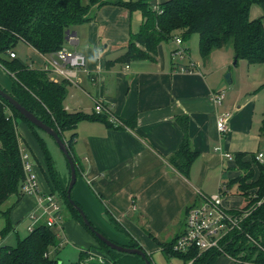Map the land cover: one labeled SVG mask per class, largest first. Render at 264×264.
I'll use <instances>...</instances> for the list:
<instances>
[{
  "label": "crops",
  "instance_id": "1",
  "mask_svg": "<svg viewBox=\"0 0 264 264\" xmlns=\"http://www.w3.org/2000/svg\"><path fill=\"white\" fill-rule=\"evenodd\" d=\"M263 14V9L256 3L252 5V18ZM142 21L140 10L131 11L121 5L106 4L99 9L94 20L74 26L68 41L74 45L83 41L86 46L64 47L67 51L80 53L86 58L89 55L87 46L95 45L103 49L104 55L95 64L85 63L75 68L76 75L71 79L56 70L47 69V59L51 57L29 44L30 55L23 60L46 68L55 80H68L65 99L68 111L92 114L98 101L109 110L108 123L99 119H83L77 125L73 149L79 175L72 193L94 224L110 238L129 243L127 235L116 229L109 215L151 254V250H162V247L147 229L161 241L172 240L185 229L188 206L200 203L203 195L215 194L218 184L220 190L230 178L243 174L236 164L237 153L245 152V159L251 160L253 154L264 151V136L260 128L264 118V93H253L252 85L250 89L243 86L241 64L231 68L236 56L232 47L215 49L205 60L201 54L193 58L191 48L184 45L189 47L188 54L178 58L173 55L176 48L168 47L165 41L152 58L128 62L116 60L127 50L131 33L140 29ZM190 62L195 63L193 70L180 69L181 64ZM249 65H259L254 69H260L264 63ZM228 68L231 72L229 79L225 75ZM255 73L251 82L255 86H264V74ZM0 83L8 89L12 85L8 71L1 65ZM219 91L225 92V98L221 104H216L211 96ZM226 111L231 113L229 130L221 133L217 125L218 116ZM179 116L188 117L191 146L199 152L188 176L169 161L183 138ZM111 117L123 124H116ZM131 118H135L132 124L124 122ZM22 129L31 132L20 120L18 130L23 137L22 142L29 143L33 156L46 167L37 142H34L36 148L33 147ZM70 134V131L66 132L67 137ZM34 162L41 190L50 192L43 169L35 159ZM238 190L235 184L225 193L234 197L224 199L227 207L240 209V205L246 203ZM237 196L241 197L239 201ZM6 210L13 230L26 218L31 219V225L47 220L36 195L13 194L1 206L2 213ZM31 214L37 216L35 220ZM61 223L57 227L64 241L70 238L69 231L71 240L80 245L97 244L96 241L91 243L84 226L76 218L63 219ZM17 235L19 237V233ZM88 248L81 247V250ZM91 251L103 256L98 250ZM226 257L227 264H235Z\"/></svg>",
  "mask_w": 264,
  "mask_h": 264
},
{
  "label": "trees",
  "instance_id": "2",
  "mask_svg": "<svg viewBox=\"0 0 264 264\" xmlns=\"http://www.w3.org/2000/svg\"><path fill=\"white\" fill-rule=\"evenodd\" d=\"M255 3L264 11V0H162L160 9L154 8L151 0H0V65L8 71L12 80L10 89L1 83L0 86L66 139L79 175L73 149L77 125L83 119H99L108 123L109 114L68 111L65 106L68 80H55L46 68L37 67L32 62L20 58L16 52L19 42L23 41L39 52L56 58L58 51L65 47L68 30L72 31L74 26L94 20L102 6L116 4L131 11L140 10L143 15L140 29L131 33L127 50L116 59L118 61L152 58L161 43L177 36L184 42L193 33H199L200 54L205 60L215 49L232 47L238 61L246 59L251 64L264 63V14L257 18L251 17L252 5ZM185 48L188 52L189 47ZM11 51L15 52V57L11 56ZM134 119L124 122L132 124ZM20 120L30 128L40 148L47 166L50 192L59 198L63 219L65 213H68L96 238L97 244L82 249L79 261L70 264H146L139 254L111 248L86 225L67 195L71 178L69 161L67 160L70 175L67 179L61 176L47 140L38 131L39 127L2 96L0 212L2 204L11 195L25 194L22 190L25 179L22 146L35 155L29 143L22 142L23 137L18 130ZM178 121L183 130V138L178 149L169 157V161L188 176L199 152L191 146L188 117L179 116ZM260 128L264 134V118ZM69 131L71 134L67 137L66 132ZM245 155V152L236 154L237 167L243 170V174L230 178L220 190L225 194L237 184L238 191L246 201L243 209L251 208L252 212L244 221L243 229L233 231L225 241V249L233 257L264 261V162L256 158L257 154H253L251 160H246ZM75 201L82 206L76 199ZM189 207L186 208L185 217ZM3 214L6 224L0 235L6 237L13 230V225L8 210ZM109 219L116 229L129 238V243L125 245L145 249L117 219L111 215ZM91 222L94 224L92 220ZM95 227L101 230L97 225ZM147 230L160 244L167 257L178 258L183 264H215L223 254L218 249L200 253L196 247L178 251L174 249V244L180 234L170 241H161ZM60 232L57 226H49L46 222L34 225L28 235L17 238L15 245H0V264H61L60 260L53 256L58 255L61 247L65 245ZM92 249L101 252L103 258L92 257ZM148 256L151 258L149 253Z\"/></svg>",
  "mask_w": 264,
  "mask_h": 264
},
{
  "label": "built area",
  "instance_id": "3",
  "mask_svg": "<svg viewBox=\"0 0 264 264\" xmlns=\"http://www.w3.org/2000/svg\"><path fill=\"white\" fill-rule=\"evenodd\" d=\"M154 8L160 9L162 0H151ZM71 37V35H70ZM178 48L173 52V55L184 58L187 55V50L183 46V40L180 36L175 38ZM11 56L15 57V52L11 51ZM85 57L77 52H69L65 48L57 53V57L47 59V69L56 70L66 78L71 79L76 75L77 65L82 67L85 65ZM194 62L187 65L181 64V70H193ZM225 98V92L219 91L213 93L211 99L216 104H221ZM95 112L108 113L101 101L95 105ZM109 114V113H108ZM231 118L230 112H222L218 116V129L221 133L229 130V121ZM116 124H123L117 118H112ZM231 156L230 153H227ZM21 156L23 160L25 179L22 184V190L25 194L36 195L38 203L43 213L46 215V223L49 226H61L63 220L62 206L59 199L51 192H43L41 190L40 180L35 168V162L32 153L25 147L21 148ZM259 161L264 162V152H259L256 155ZM223 193L213 195H203L200 203L192 204L187 212L186 226L182 233L177 238L174 249L178 251H186L189 248L196 247L200 253L210 249H218L226 256L230 257L235 264H264L262 260H252L249 258H242L240 256H230L225 249V241L235 230H242L243 223L246 218L251 214L252 209H232L224 204ZM32 219L37 216L31 214ZM34 225L30 226V230ZM92 257L103 258L102 255L95 254L91 251ZM86 264V263H83ZM173 264V263H171Z\"/></svg>",
  "mask_w": 264,
  "mask_h": 264
},
{
  "label": "rangeland",
  "instance_id": "4",
  "mask_svg": "<svg viewBox=\"0 0 264 264\" xmlns=\"http://www.w3.org/2000/svg\"><path fill=\"white\" fill-rule=\"evenodd\" d=\"M85 1H87V0H85ZM256 6H259V8L262 9V7L259 4H257V3H256ZM253 13H255V11H253ZM166 44L170 48H178V46H177V44L175 42V39L173 41L172 40L167 41ZM184 45L185 46H189L191 48V53H192L193 58H195V57L198 58L200 56V35H199V33H193L188 40L184 41L183 46ZM85 46H86V43L83 42V41L81 43L77 44V45H74V44L70 43V41L67 40V42L65 44L66 48H73V49L74 48H83ZM30 48L31 47L28 44L20 42L16 46V50H17V52L19 54V57L22 58V59H26L30 55L29 54L30 53ZM178 58H181V57L178 56ZM234 60H235V58L233 59V62H234ZM239 61H238L237 64H234V65H233V62H232L231 68L235 69V68L240 66L239 64H241L239 69H241L242 72H243V78H242L243 86L249 88V86L252 85L250 87L251 88L253 87L252 88V92L253 93L260 92V91H262L264 93V89H263L264 86L263 85L259 84V85L255 86V83L251 82L253 80L255 71H256V73L259 72V73H263L264 74V65H260L261 66V67H259L260 69H254V68H258V67H255V66H259V65H255V66L253 65V66L249 67L250 63L246 59H240ZM229 73H231V72H230V70L228 68L225 71V75H227ZM248 81H250V83H248ZM38 131L45 138V140H47V143H48L49 148H50V150H51V152H52V154L54 156L57 168H58L61 176L69 179L70 173H69V166H68L67 158H66L65 154L63 153V151L60 149V147L57 144L56 140L54 139V137L52 135H50L49 133H47L43 129L38 128ZM22 133H23V135H25V137L27 139H29V141L31 142L33 147H35L34 146V142L36 143V141H35L34 135L31 132L25 131L23 129H22ZM263 136H264V134H263ZM37 154L39 155V151L38 150H37ZM33 157H34L37 165L39 167L41 166V168L43 169V171L45 173V176H46V179L48 180V177L46 175L47 166L45 167L43 165V162L41 163L40 160L38 159V157H36V156H33ZM44 164L46 165V162H44ZM219 191L220 190H219V184H218V187H217V190H216L215 194L219 193ZM53 194H55V193H53ZM55 196L57 197L56 194H55ZM231 196H232V194H229V195H225L224 194L223 195V200L226 199V198H234V197H231ZM236 198H237V201H239L241 199L240 196H237ZM244 206H245V203L243 202L240 205V207L243 209ZM107 218H108V216H107ZM64 219L67 221V220H70L71 217H70V215L68 213H65ZM31 222L32 221H31L30 218H26L24 220H21V222L18 223V225L16 226L17 227L16 230H12V232H10L6 237H2L0 235V245H2V244L15 245L17 243V240H18L17 239L18 238L17 233H19V236L21 238H24L26 235H28L29 232H30V225L32 224ZM5 223H6V218L3 215V213L0 212V231L4 228ZM83 228H84L83 230H85L84 232H86L88 234V236L90 237L91 243H95L94 241H96V238L93 236V234L90 231H88L85 227H83ZM67 232H68V236L70 238L65 241V245L61 247L58 255L53 254L54 257H57L60 260L61 264H70L72 262L79 261L81 247L85 248V247L89 246L91 248L92 245H96V244H91V245L88 244V246L84 245V244L80 245V244L77 243L76 240H71L72 238L70 236V233H69V231H67ZM150 256H151V259H152L154 264H170L171 262L173 264H183L182 261L180 259H178V258H169V257H167L165 255V253L161 249H157V250L153 249V250H151ZM227 261H228V258L226 257V255L222 254L218 258L216 264H227Z\"/></svg>",
  "mask_w": 264,
  "mask_h": 264
},
{
  "label": "water",
  "instance_id": "5",
  "mask_svg": "<svg viewBox=\"0 0 264 264\" xmlns=\"http://www.w3.org/2000/svg\"><path fill=\"white\" fill-rule=\"evenodd\" d=\"M71 33L72 32L68 30V34H67L68 38L70 37ZM237 61H238V56H235L234 64H237ZM230 75H231L230 73L226 75L227 79L230 78ZM0 96H2L7 101H9L17 110H19L33 124H35L36 126L43 129L44 131H46L47 133H49L50 135L54 137L60 149L63 151L67 160L69 161L70 168H71V178H70L69 186L67 189L68 198L70 202L77 208L79 213L82 215L83 220L86 223V225L96 234V236L99 239H101L103 242L108 244L111 248H114L122 252L139 254L145 259L146 264H154L151 261V258L148 256V252L145 249L140 248V247H132V246H128L125 244H121L113 240L112 238H110L108 235H106L101 230L97 229L95 225L91 222V219L89 218L86 210L75 201L72 195V191L78 179L77 167H76L75 159L70 151V148L67 144L66 139H64L55 128H53L51 125L44 122L34 112H32L31 110L26 108L24 105H22L13 95H11L8 91L4 90L1 86H0Z\"/></svg>",
  "mask_w": 264,
  "mask_h": 264
},
{
  "label": "clouds",
  "instance_id": "6",
  "mask_svg": "<svg viewBox=\"0 0 264 264\" xmlns=\"http://www.w3.org/2000/svg\"><path fill=\"white\" fill-rule=\"evenodd\" d=\"M86 51L89 52V55L85 58V63H93L98 62L104 55L103 49L97 47L95 45H88ZM79 65H77L78 67Z\"/></svg>",
  "mask_w": 264,
  "mask_h": 264
}]
</instances>
